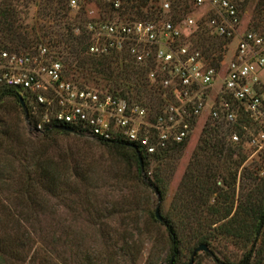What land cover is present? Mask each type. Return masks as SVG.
<instances>
[{
	"label": "built area",
	"instance_id": "obj_1",
	"mask_svg": "<svg viewBox=\"0 0 264 264\" xmlns=\"http://www.w3.org/2000/svg\"><path fill=\"white\" fill-rule=\"evenodd\" d=\"M95 1L68 0L67 5L78 14ZM172 1L104 0L109 16L86 15L83 23L89 53L118 52L148 68L147 78L164 98L153 116L142 102L74 83L46 46L34 52L0 50V95L17 91L27 107V122L36 131L68 126L96 140L127 141L145 155L186 141L196 119L207 111L214 123L229 127V142L264 176V31H241L237 0H186L199 17L178 19L169 16ZM150 5L159 9L157 18L131 12ZM202 20L210 35L236 40L224 65L207 64L189 36ZM228 52L227 46L225 56Z\"/></svg>",
	"mask_w": 264,
	"mask_h": 264
},
{
	"label": "rangeland",
	"instance_id": "obj_2",
	"mask_svg": "<svg viewBox=\"0 0 264 264\" xmlns=\"http://www.w3.org/2000/svg\"><path fill=\"white\" fill-rule=\"evenodd\" d=\"M263 1L237 0L241 31L252 28L264 31V7L260 4ZM35 9V5L31 3L24 23H33L31 17ZM81 10H84L85 15L94 18L100 14L107 17L111 13L104 0H96ZM157 10L154 13L147 11L146 16L139 17L154 18L159 14V9ZM137 11L135 8L131 9L135 14ZM201 13L204 14V11ZM78 14H73L72 17ZM188 14L199 17L200 13L184 0L172 1L170 17L178 19ZM203 23L204 20L200 21L195 33L206 30ZM189 32L190 30L185 28V33ZM194 42L198 44L197 37ZM235 44L236 40L220 45L213 61L203 54L205 62L214 66L221 53L224 65L230 59ZM40 46L46 45L18 47L17 51L34 52ZM227 46L229 52L225 56L224 49ZM49 51L51 57L57 58L53 51ZM262 78L264 81V72ZM144 81L145 84L139 85L143 90L137 93L138 98L135 90L126 93L127 98L144 103L153 116L164 98L156 83L150 82L147 76ZM86 86L100 88L94 84ZM4 101L7 102L5 106L9 104L7 107L10 108V118L19 114L24 117L13 104L15 101L12 97H7ZM2 113L3 110L0 109V117ZM208 127H216L217 134L221 135L226 143L233 145L228 140L229 127L214 123L205 111L196 119L189 137L179 150L162 161L153 155H147L149 164L141 173L133 162L126 160L115 149L84 134L82 137L59 135L55 143H45L44 146L39 142L14 146L16 156L9 164L2 166L10 168L11 178L6 183L0 181V187H9L3 191L0 189V204L10 207L16 205L13 195L17 187L12 181H16L17 176L25 173L23 166H31L35 157L43 154L44 157L51 158L52 165L59 169L63 176H69V181L73 182L74 186L62 187L63 184L59 192L42 194V198L46 195L47 200L43 201L44 209L32 219L35 232H32L33 241L29 254L45 258L47 264H188L193 249L199 243L192 234L186 232L173 251L167 230L156 217L155 209L158 207L159 213L164 216L170 214L175 203L187 206V200L190 198L186 195L189 190L185 186L184 175L192 155L202 143L203 129ZM35 135L30 134V137H35L31 139L37 140ZM160 152L162 153V150ZM242 155L245 158V154ZM234 159H238V156L234 155ZM156 172H159L161 179L158 195L154 191L158 188L151 184ZM220 173V176L216 177V185L228 194V198H219L220 205L228 201L235 210L250 192L253 202L255 198H262L264 176H259L253 165L245 159L240 165L229 161L224 163ZM197 193L199 195V191L195 194ZM213 196L214 194L210 195L207 202L202 201L207 199L206 197L194 201L200 205L199 208H207L215 201ZM193 198H196L195 195ZM193 207L192 205L191 208ZM214 218L208 217L209 220ZM245 245V242L232 237L217 236L208 242L209 251L201 250L196 254L193 264H241L248 249ZM171 259H174V262L170 263Z\"/></svg>",
	"mask_w": 264,
	"mask_h": 264
},
{
	"label": "trees",
	"instance_id": "obj_3",
	"mask_svg": "<svg viewBox=\"0 0 264 264\" xmlns=\"http://www.w3.org/2000/svg\"><path fill=\"white\" fill-rule=\"evenodd\" d=\"M184 1L188 4L186 0ZM67 2L68 0H0V50L15 49L14 52H20L17 51L18 47L46 45L62 62L65 76L74 83L80 86L94 84L96 87L108 89L125 97L128 96L126 93L135 90L137 97V93L143 90L139 85L145 84L144 78L148 74V68L132 63L125 54L118 52L112 51L100 55L89 53L90 40L83 25L87 21L85 12L82 10L80 14L72 17ZM31 3L36 9L31 17L33 23L28 24L24 21ZM260 4L263 8L264 1ZM136 10H138L137 16H146L147 11L149 13L158 11L153 5L147 7L146 11L141 7ZM77 28L80 30L78 33L75 32ZM196 37L198 47L205 57L212 61L216 58V49L230 42L229 39L221 37L215 39V36L210 35L205 29L192 35L194 41ZM224 50L226 53L227 47ZM216 60L218 62L214 66L218 67L223 61L221 53ZM7 97L14 99L13 104L24 116L17 91L8 89L0 95V109L3 110L0 117V181L3 183L11 178L10 168H2V166L9 164L16 156L14 146L34 142H39L43 146L45 143L53 144L59 135L83 136L82 133L70 131L68 126L62 125L60 126L66 129H57L53 126L43 131H36L27 127L24 117L22 118L20 114L13 118L8 116L9 104L5 106L7 102L4 101ZM217 132L216 127L204 128L202 143L198 145V149L190 159L184 175L185 186L189 190L186 195L190 198L187 200V206L183 207L175 203L170 214L162 216V221H159L167 230L173 251L186 232L192 234L199 244H208L217 236L232 237L245 242V246L248 247L241 264H264V189L261 199L255 198L253 202L250 192L235 210L228 201L220 205V197L228 198L227 192L220 190L216 185V177L221 174V166L228 161L240 165L245 158L238 146L226 143ZM30 134H36L37 140L31 139L35 137H30ZM96 141L115 149L126 160L133 162L139 173L149 164L147 155L140 151L143 159V169L141 168L134 147L127 141ZM184 142L169 145L161 149L162 153L159 150L152 155L162 161L179 150ZM234 155L238 156V159H234ZM23 167L25 173L17 176L16 181H12L17 187L13 195L16 205L10 207L0 204V264H47L45 258L29 254L33 241L32 232H35L32 219L44 209L43 205L47 199H45L46 195L42 198V194L59 192L61 185L74 186V183L69 181V176H63V173L52 165L50 157H44L43 154L35 157L31 166ZM160 181L159 172H156L151 184L158 188V192ZM7 188L9 187H0L2 191ZM196 191H199V195L195 194ZM213 194L215 201L207 208H199L200 205L194 201L206 197L207 199L202 201L207 202L209 196ZM208 217L215 218L209 220ZM172 261L174 262V259L170 260Z\"/></svg>",
	"mask_w": 264,
	"mask_h": 264
},
{
	"label": "water",
	"instance_id": "obj_4",
	"mask_svg": "<svg viewBox=\"0 0 264 264\" xmlns=\"http://www.w3.org/2000/svg\"><path fill=\"white\" fill-rule=\"evenodd\" d=\"M19 102H20V104H21V106H22V108H23V110H24V119H25V121H26V125H27V127H30L29 123L27 122V120H28V111H27V107H26V104H25V102H24V100H23L22 97H19ZM55 128H57V129H66V128H63V127H61V126H56ZM69 130H70V129H69ZM70 131H71V130H70ZM132 146L134 147V149H135V151H136V153H137V156H138V160H139L140 166H141V168L143 169V159H142L141 153H140L139 149L136 148L135 145H132ZM154 191H155V193L158 195V191H157L156 189H155ZM155 215H156V217H157L160 221H162L163 218H162V215L159 213V209H158V207H156V209H155ZM201 250H203V251H209L208 244H207V243H201V244L197 245V246L193 249V251H192V254H191V257H190V260H189L188 264H193V262H194V258H195V255H196L199 251H201ZM172 258H173V257H172ZM170 263H171V262H170Z\"/></svg>",
	"mask_w": 264,
	"mask_h": 264
}]
</instances>
